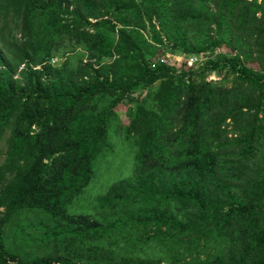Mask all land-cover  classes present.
I'll return each instance as SVG.
<instances>
[{
	"label": "trees",
	"instance_id": "obj_1",
	"mask_svg": "<svg viewBox=\"0 0 264 264\" xmlns=\"http://www.w3.org/2000/svg\"><path fill=\"white\" fill-rule=\"evenodd\" d=\"M112 123L131 175L71 211ZM1 142L0 264H264V0H0Z\"/></svg>",
	"mask_w": 264,
	"mask_h": 264
},
{
	"label": "rangeland",
	"instance_id": "obj_2",
	"mask_svg": "<svg viewBox=\"0 0 264 264\" xmlns=\"http://www.w3.org/2000/svg\"><path fill=\"white\" fill-rule=\"evenodd\" d=\"M64 42L65 41L58 43L57 51L59 53L65 54V56L61 55V60L65 59V57H71L74 52L78 50V48L73 49V47L64 48ZM211 51L212 52L208 53L207 56L205 52L203 56L197 55V58H199L201 62H204L207 58L213 57L218 54L226 56L233 54V50H231L226 44H213ZM165 54H171L175 55L174 57H178V54L181 53L173 54L168 51H165ZM54 56L57 57V54H54ZM187 56L188 55H181L180 62H183L185 64ZM61 60L58 59L57 63H59V61ZM169 62H172V59H169ZM176 67L183 69V64L178 63V66ZM193 69L195 68L186 69V71H190ZM205 77L211 81H221L222 85L226 87L232 84V75L227 74L225 70L212 71L210 73H207ZM156 85V82L151 85L142 84L139 87L138 91H141V94H144L146 92L149 93L148 97L150 99H153ZM134 95L135 94H133V96L131 97H135ZM131 109L132 104L130 102H122L116 106L119 120L123 124L126 123V120L130 115ZM226 128L229 129L230 125H228ZM107 142L109 147L103 152L104 156L98 160L93 177L90 179L88 184L81 190V192L73 199L72 203L69 206V210L74 212L92 213L96 197L102 194L110 183L121 178H127L131 175L132 151L134 149L131 138L126 137L124 135L123 129L120 127L119 129L116 128L115 124L112 123L107 129ZM3 150L4 143L1 142L0 163L3 160Z\"/></svg>",
	"mask_w": 264,
	"mask_h": 264
},
{
	"label": "built area",
	"instance_id": "obj_3",
	"mask_svg": "<svg viewBox=\"0 0 264 264\" xmlns=\"http://www.w3.org/2000/svg\"><path fill=\"white\" fill-rule=\"evenodd\" d=\"M179 56L178 57H174L175 55H169V54H165L166 58L168 59H172V63L175 65V66H178V63H183V62H180V56L181 55H188L187 56V59L185 60V64L183 63V68L184 69H192V68H196L198 66H200L202 64V62L200 61L199 58H197V55H191V54H178ZM62 57H59V56H51L49 59H48V62L51 64V65H56L58 64L57 63V60L60 59L61 60ZM22 66V64L20 65V67ZM38 67V66H37Z\"/></svg>",
	"mask_w": 264,
	"mask_h": 264
}]
</instances>
